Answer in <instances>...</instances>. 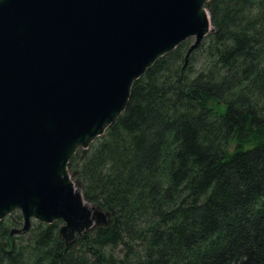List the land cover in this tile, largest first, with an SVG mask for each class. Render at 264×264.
<instances>
[{"label":"trees","instance_id":"1","mask_svg":"<svg viewBox=\"0 0 264 264\" xmlns=\"http://www.w3.org/2000/svg\"><path fill=\"white\" fill-rule=\"evenodd\" d=\"M215 32L135 81L122 115L69 170L110 214L66 243L62 221L0 220V264H264V0H211Z\"/></svg>","mask_w":264,"mask_h":264},{"label":"water","instance_id":"2","mask_svg":"<svg viewBox=\"0 0 264 264\" xmlns=\"http://www.w3.org/2000/svg\"><path fill=\"white\" fill-rule=\"evenodd\" d=\"M211 0H0V220L62 221L66 243L110 214L69 170L159 58L215 32Z\"/></svg>","mask_w":264,"mask_h":264},{"label":"rangeland","instance_id":"3","mask_svg":"<svg viewBox=\"0 0 264 264\" xmlns=\"http://www.w3.org/2000/svg\"><path fill=\"white\" fill-rule=\"evenodd\" d=\"M208 9H209V8H208ZM188 41H189V44H192L193 39H189ZM80 149H83V148H80ZM84 150H86V149H84ZM34 221H35V220H34Z\"/></svg>","mask_w":264,"mask_h":264}]
</instances>
